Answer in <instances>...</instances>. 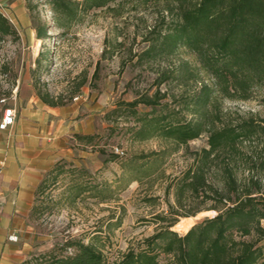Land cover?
Instances as JSON below:
<instances>
[{"label": "rangeland", "instance_id": "374dc122", "mask_svg": "<svg viewBox=\"0 0 264 264\" xmlns=\"http://www.w3.org/2000/svg\"><path fill=\"white\" fill-rule=\"evenodd\" d=\"M52 1L23 0L18 36L0 39V119L27 75L38 95L50 94L60 103L55 107L67 116L69 128L63 139L73 146L39 186L30 234L35 250L23 264L74 253L67 241L92 243L103 252L104 264H117L175 220L170 229L185 235L217 215L219 195L206 183L199 195L193 193L184 184L186 172L209 148V129L264 118V89L249 100L223 97L196 52L183 44L169 48L167 35L179 17L165 12L167 0H118L79 12L68 2L74 19H63ZM0 10L12 15L8 5ZM37 27L48 37L38 38ZM205 85L211 91L208 104ZM151 100L157 104H148ZM164 117L161 125L192 121L206 130L178 143L156 129ZM263 144L256 140L241 152L214 158L205 167L208 183L227 193L224 173L231 167L240 187L252 178L261 188L257 195L264 206V171L250 160ZM154 151L160 155L141 158ZM189 220L194 224L183 228ZM233 236L241 238L237 231ZM258 237L253 230L246 239ZM259 245L264 247V237ZM160 260L167 264L170 256L161 253Z\"/></svg>", "mask_w": 264, "mask_h": 264}, {"label": "trees", "instance_id": "16d2710c", "mask_svg": "<svg viewBox=\"0 0 264 264\" xmlns=\"http://www.w3.org/2000/svg\"><path fill=\"white\" fill-rule=\"evenodd\" d=\"M118 0H53L57 13L63 19H74L75 13L67 10V3L74 4L77 11L104 7ZM165 12L177 13L179 20L173 32L167 35L168 47L180 44L197 53L203 68L215 79L219 92L230 99L249 100L255 92L264 89V0H167ZM61 19V17H60ZM62 20V19H61ZM61 26H65L62 24ZM37 36L47 38L48 33L37 27ZM18 36V30L10 19L0 11V39ZM173 50V49H172ZM205 104L211 100L210 87H203ZM42 101L50 106L60 103L50 94H40ZM264 101V97H263ZM142 102V101H141ZM144 102V101H143ZM146 102V101H145ZM148 104H157L154 100ZM166 117L158 120L156 128L178 143H188L199 138L206 130L201 124L176 121L163 124ZM209 148H204L196 157L193 167L185 175V183L199 195L206 183L220 197L222 207L213 218L194 225L185 235L162 228L144 239L138 248L124 254L117 264H164L160 254L170 256L167 264H264V247L259 245L264 237L261 225L264 206L261 205V188L256 189L246 180L240 187L233 168L224 173L226 192L207 181L205 167L214 158L225 152H241L256 140L264 142V118L244 120L240 125H224L209 129ZM159 152L143 155L142 159L159 156ZM264 171V144L259 152L250 153ZM146 162L142 167H148ZM251 167L249 166V169ZM136 180V179H134ZM44 180L41 185L44 184ZM235 196V198H233ZM262 196V195H261ZM253 230L259 232L257 239L247 240ZM237 231L240 239L233 236ZM67 248L74 253L46 257V264H104L103 252L94 244L83 241H67Z\"/></svg>", "mask_w": 264, "mask_h": 264}, {"label": "crops", "instance_id": "0c3cea01", "mask_svg": "<svg viewBox=\"0 0 264 264\" xmlns=\"http://www.w3.org/2000/svg\"><path fill=\"white\" fill-rule=\"evenodd\" d=\"M1 4L8 5L12 15L7 17L20 31L17 8L23 0H0ZM9 107L16 108L18 115L12 129L0 130V154L7 155L0 174V264H23L35 250L30 234L35 233L33 213L40 206L39 186L47 172L73 152V146L63 139L69 134L67 116L42 101L31 77L20 78L19 92Z\"/></svg>", "mask_w": 264, "mask_h": 264}, {"label": "built area", "instance_id": "2783aa9c", "mask_svg": "<svg viewBox=\"0 0 264 264\" xmlns=\"http://www.w3.org/2000/svg\"><path fill=\"white\" fill-rule=\"evenodd\" d=\"M17 115L18 112L16 108L14 107L7 108L4 112V117L0 122V129L1 130L12 129L16 123ZM117 153L124 154V151L117 148ZM6 164H7V155H3L2 157H0V168L1 169L5 168ZM2 199H3V192L0 188V204L2 202Z\"/></svg>", "mask_w": 264, "mask_h": 264}, {"label": "bare ground", "instance_id": "6f19581e", "mask_svg": "<svg viewBox=\"0 0 264 264\" xmlns=\"http://www.w3.org/2000/svg\"><path fill=\"white\" fill-rule=\"evenodd\" d=\"M196 219H198V217H196ZM194 224V221L193 220H189L187 222V224L185 226H183V228L187 229L188 227L192 226Z\"/></svg>", "mask_w": 264, "mask_h": 264}]
</instances>
